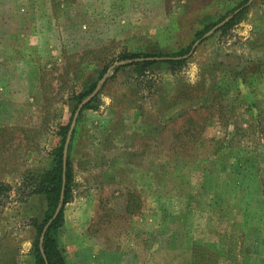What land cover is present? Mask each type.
<instances>
[{"label": "rangeland", "instance_id": "obj_1", "mask_svg": "<svg viewBox=\"0 0 264 264\" xmlns=\"http://www.w3.org/2000/svg\"><path fill=\"white\" fill-rule=\"evenodd\" d=\"M190 45L180 64L120 68ZM97 82L73 153L66 263L264 264V0H0V264H36L47 205L30 191L74 97ZM98 107L110 130L87 117ZM150 118L152 133L128 136Z\"/></svg>", "mask_w": 264, "mask_h": 264}, {"label": "trees", "instance_id": "obj_2", "mask_svg": "<svg viewBox=\"0 0 264 264\" xmlns=\"http://www.w3.org/2000/svg\"><path fill=\"white\" fill-rule=\"evenodd\" d=\"M247 1H245L241 7H244ZM213 27V26H212ZM212 27H207L203 34L208 32ZM203 36V35H202ZM202 36H199L201 38ZM197 39V40H198ZM193 45L188 46L187 48L183 49L179 52L174 53H130L124 56L126 63L121 66L122 67H132L133 69H137V71H144L149 66L160 63L166 62L169 64H180L183 62V57L187 56ZM119 67H113V70L117 71L120 69ZM106 71V70H104ZM104 73V72H103ZM243 83L246 88H251L254 86L249 80L248 77L243 78ZM98 83H93L92 85L86 87L84 91L76 95L74 100L77 101V106L80 104L84 99L88 98L89 96L93 95L97 90ZM98 100V95H95L94 99L88 103L85 108H90L93 106V102ZM254 103V102H253ZM76 106V107H77ZM73 119V115H71L70 121L66 125H61L60 130L58 132L59 141L57 145L53 148L50 153V164L47 167L46 171L43 172L38 180V183L34 186V188L30 191V195L39 194L43 195L46 201L47 210L44 216V219L40 222L35 219L34 224L38 231V236L35 241V251H36V264H67L65 256L59 247V235L60 230L64 223V208L65 205L69 202L71 191H72V181H73V171H72V164H73V149L76 139L77 127L73 133L72 141L69 146L68 150V157H67V169H66V189H65V198H64V205L62 206L61 211L59 214L55 216L56 210L59 206L61 191L63 187V175H64V146L67 138L68 131L70 129V125ZM179 135V132L177 133ZM243 134V133H242ZM143 154V153H141ZM130 157L132 155H138V153L129 152ZM200 165H196V169H199ZM201 168V167H200ZM210 169V168H208ZM206 170L209 172V170ZM227 194V193H223ZM187 197L191 198V195H187ZM215 203L218 201H222V193L217 191L214 194ZM222 208L220 203L217 204ZM215 205V206H217ZM47 227V228H46ZM46 230L44 231V229ZM41 237L43 241L41 242ZM42 243V245H41ZM245 249V246H244ZM42 251H44L45 256L43 255ZM246 253H249L247 249L244 250ZM255 258L254 260H259L262 258L260 257L262 253L260 251H255ZM260 257V258H259ZM193 264H203V261H194ZM210 264H213L212 262Z\"/></svg>", "mask_w": 264, "mask_h": 264}, {"label": "crops", "instance_id": "obj_3", "mask_svg": "<svg viewBox=\"0 0 264 264\" xmlns=\"http://www.w3.org/2000/svg\"><path fill=\"white\" fill-rule=\"evenodd\" d=\"M101 88V87H100ZM99 88V89H100ZM98 92H99V90H98ZM98 95V99L99 98H102V95H100V93L99 94H97ZM85 109H91V107L90 108H85V106L83 107V110L80 112V115H81V113L85 110ZM100 108L98 107L96 110H89L91 113H88L87 114V117L88 118H90V117H95V118H102V119H99V120H96V123H97V128L99 129V130H110L109 129V127L111 126V125H109V120L111 121V120H113V116L111 115V113L107 110V109H105V112L104 111H100L99 110ZM87 112V111H86ZM137 112H140V114H136L137 116H140V117H142L145 121L147 120V118L148 117H150L151 116V114H152V110H137ZM118 113V112H117ZM80 115H79V118H78V120H77V124H76V127H77V134H76V139H75V144H74V149H75V147H76V142H77V136H78V134L80 133V131L82 130V128H83V123L80 121L81 119H80ZM101 115H103V116H101ZM109 115H110V117H111V119H110V117H109ZM83 118V117H82ZM85 118V117H84ZM86 119V120H85ZM84 120H83V122L84 123H86V122H88V119L87 118H85ZM149 121V123H147V122H140L139 124H140V127L141 128H138L137 130H132L131 131V133H130V135H128V136H132V135H138V136H143V137H146L147 136V134H150V133H152V131H153V127H152V122H151V118L148 120ZM76 127H75V129H76ZM75 131V130H74ZM103 140V139H102ZM101 140V141H102ZM72 141V140H71ZM94 142V141H93ZM74 149H73V153H74Z\"/></svg>", "mask_w": 264, "mask_h": 264}, {"label": "water", "instance_id": "obj_4", "mask_svg": "<svg viewBox=\"0 0 264 264\" xmlns=\"http://www.w3.org/2000/svg\"><path fill=\"white\" fill-rule=\"evenodd\" d=\"M228 21V18L225 19L222 23H220L219 25H217L216 27H214L211 31H209L205 36H208L210 34H212L216 29H218V27L222 26L224 23H226ZM199 44V41L196 42V44L194 45V47H196L197 45ZM189 55V54H188ZM187 55V56H188ZM187 56L183 57V58H186ZM97 91H95L96 93ZM94 93V94H95ZM94 94L91 96V97H88L86 99H84L81 104L79 105L78 109L76 110L74 116H73V119H72V122H71V125H70V129L68 131V134H67V138H66V142H65V146H64V175H63V187H62V191H61V197H60V204L56 210V213H55V216L56 217L59 212L61 211L62 209V205L64 203V198H65V189H66V169H67V157H68V150H69V146H70V143H71V140H72V136H73V133H74V130H75V127H76V124H77V120L79 118V115H80V112L82 111L83 107L85 106L86 103H88L90 101V99L94 96ZM47 228V227H46ZM46 228L44 229V231L46 230ZM43 241V238L41 240V242ZM42 245V243H41ZM44 257L45 256V253L44 251H42Z\"/></svg>", "mask_w": 264, "mask_h": 264}]
</instances>
